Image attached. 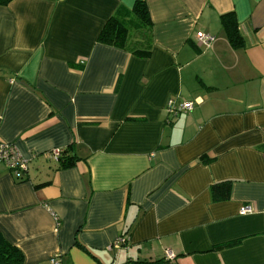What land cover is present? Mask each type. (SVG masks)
I'll return each mask as SVG.
<instances>
[{
    "label": "crops",
    "instance_id": "crops-1",
    "mask_svg": "<svg viewBox=\"0 0 264 264\" xmlns=\"http://www.w3.org/2000/svg\"><path fill=\"white\" fill-rule=\"evenodd\" d=\"M137 1L148 57L97 41ZM171 98L197 104L173 115ZM0 140L28 159L21 181L0 163V235L22 264H264V0L0 5Z\"/></svg>",
    "mask_w": 264,
    "mask_h": 264
},
{
    "label": "trees",
    "instance_id": "trees-1",
    "mask_svg": "<svg viewBox=\"0 0 264 264\" xmlns=\"http://www.w3.org/2000/svg\"><path fill=\"white\" fill-rule=\"evenodd\" d=\"M11 1L0 0V5L5 6ZM220 23L229 44L234 48L243 47V38L239 33L234 13L229 12L221 15ZM151 28L152 21L145 2L137 1L130 9L119 6L115 14L102 27L97 41L123 49L138 57H148L152 47ZM75 159L73 155H60L58 158L61 161L60 166H70L74 163ZM225 187L226 190L218 192L217 184L213 185L212 192L214 197L228 196L229 185L225 184ZM22 263L23 255L19 249L11 245L0 235V264Z\"/></svg>",
    "mask_w": 264,
    "mask_h": 264
},
{
    "label": "built area",
    "instance_id": "built-area-1",
    "mask_svg": "<svg viewBox=\"0 0 264 264\" xmlns=\"http://www.w3.org/2000/svg\"><path fill=\"white\" fill-rule=\"evenodd\" d=\"M195 38L198 44H201L206 48L211 47L214 41V36L205 34L203 32H197ZM196 104V100L177 102L171 98L167 101L166 110L168 113L177 115L182 112L191 111ZM61 153L62 149L60 148L52 149L48 152V158L58 160ZM0 163L6 165L15 180L21 181L24 179V174L27 172L28 159L20 153L14 144L0 140ZM238 212L241 215L251 213L252 207L249 204L242 205ZM126 240V235H123L119 237L115 243H113L112 247H120L121 245H125ZM173 257L174 255L172 253H166V259L170 260L173 259ZM51 264H61L58 255H55L51 258Z\"/></svg>",
    "mask_w": 264,
    "mask_h": 264
}]
</instances>
